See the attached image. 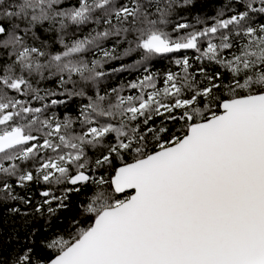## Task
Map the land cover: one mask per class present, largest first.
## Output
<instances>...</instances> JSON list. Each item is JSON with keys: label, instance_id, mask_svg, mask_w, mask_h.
I'll return each mask as SVG.
<instances>
[{"label": "snow or ice", "instance_id": "6c2138e0", "mask_svg": "<svg viewBox=\"0 0 264 264\" xmlns=\"http://www.w3.org/2000/svg\"><path fill=\"white\" fill-rule=\"evenodd\" d=\"M0 264H264V0H0Z\"/></svg>", "mask_w": 264, "mask_h": 264}]
</instances>
